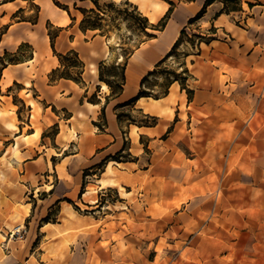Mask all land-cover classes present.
Wrapping results in <instances>:
<instances>
[{
  "label": "rangeland",
  "instance_id": "rangeland-1",
  "mask_svg": "<svg viewBox=\"0 0 264 264\" xmlns=\"http://www.w3.org/2000/svg\"><path fill=\"white\" fill-rule=\"evenodd\" d=\"M217 2L222 8L225 5L220 0ZM98 4L106 12L103 16V11H97L105 19L102 22L106 32L104 40L110 53L103 72L107 73L111 65H118L112 72L120 75V57L147 37L137 30L134 18V6H137L131 0H98ZM108 4L114 8H107ZM23 5L25 13L19 18L34 19L36 8L29 2ZM91 7L95 9L93 4ZM226 7L232 9L234 5L229 2ZM68 8L79 26L83 16L77 9H81V4ZM125 9L129 13L127 19L124 14H117ZM236 25L244 28L242 18H238ZM56 28L52 25L47 31L54 32ZM214 34L213 27L201 29L198 21L189 25L176 53L161 65L162 73L148 79L147 85L153 88L150 92L160 93L159 86L166 77L164 68L181 73L180 64L185 56L196 54L200 41L216 39ZM243 35L237 40L249 43L247 34L243 32ZM217 37L221 42L233 40L223 33ZM232 45L239 59L238 67L216 61L211 81L204 84L206 90L212 88L213 92L202 93L200 98L198 94L193 104L182 107V115L174 117L175 122L182 120L174 134L171 128L161 130L151 147L140 137L137 142L142 144V151L137 175L129 172L119 181L112 179L111 187L99 188L94 183L103 170V163L95 166L92 173L83 170L81 180L77 181L79 166L71 157L63 160L69 150L63 152L54 143L59 129L55 125L47 127L42 137L57 156L48 164V178L43 176L40 183L54 192L58 200L46 215L36 218L31 225H27L30 218L23 221L18 218L17 209H23L26 204L35 205L38 200L47 204L48 193H36V186L30 182L6 180L5 172L13 171L17 177L21 169L16 165L9 168L1 153L2 147H7L17 161L21 156L16 145L0 144L1 249L8 250V233L23 225L24 237L18 240L35 252L33 264H264V66L257 64L259 61L252 65L245 62L247 52L237 43ZM29 51V47L22 45L15 53H3L2 58L7 63L23 61ZM259 52V58L264 56V52ZM19 88L13 85L3 92V95L9 93L13 106L0 105V131L2 127L7 128V123L13 124L15 129L8 128L12 137L19 133L20 126L25 128L23 134H27L28 126L38 129L41 108L46 106L43 102L35 104L30 113L20 98L25 92H19ZM48 111L67 116L54 107ZM118 113L123 138L128 119L137 125L150 121L145 113L131 107ZM32 139L26 140L31 157ZM128 155L126 149L121 154L122 161L132 160ZM10 199L16 201L12 210L6 207ZM59 202L71 206L74 217L69 219L77 227L67 228L57 243L54 239L42 238L39 230L43 222L55 223L61 218ZM19 262L25 263L23 258Z\"/></svg>",
  "mask_w": 264,
  "mask_h": 264
},
{
  "label": "crops",
  "instance_id": "crops-1",
  "mask_svg": "<svg viewBox=\"0 0 264 264\" xmlns=\"http://www.w3.org/2000/svg\"><path fill=\"white\" fill-rule=\"evenodd\" d=\"M131 1L144 16L147 13L155 14L154 21L148 20L151 24H156L164 16L171 6L170 3L172 4V13L162 31L141 43L133 51L125 67V85L122 92L106 101L110 90L104 82H100L98 79L99 62L106 61L110 56L104 37L95 31L82 32L79 29L78 20H71L68 13L55 6L52 0H15L8 3H1L0 0V29H3V33L0 34V59L5 52L15 53L21 44H27L30 48L29 55L23 61L12 64L4 60V65L0 62V99L3 100H0V105L6 108H9L10 105L13 106L9 101L11 99L8 96L9 93L3 95L4 90L10 89L13 85L20 87L19 92H25L23 96L19 95L30 113L33 111V106L29 104L30 100L38 105H41V102L46 104L41 108L42 120L39 121L38 129L31 125L28 126L27 134H23L25 128L20 126L19 133H14L13 137L10 136L8 127H2L0 131L3 133L0 136V144L6 142L16 145L21 156V160L17 161L15 157H11L7 147H2L1 153L5 158V163L10 164L9 168L13 169L16 165L17 169H21V172L17 173V177L13 171L5 172V176H8L5 177L6 180L17 179V181L30 182L32 186H36V193H48L47 204L38 200L35 205L26 204L23 209H17L20 214L19 219L23 221L30 218L27 225H31L36 218L46 215L52 204L58 200V196L54 192L51 193L50 189H45L40 183L43 176L48 178L46 175L48 164L51 159L57 156L51 152V149H48V144L44 141L45 137H42V132L47 127L57 125L59 131L54 143L63 152L69 150V155L63 156V160L71 157L79 166L75 176L77 181L81 180L83 170L92 173L95 166L103 163V170L97 182L94 183H97L99 188L111 187L113 185L101 187L100 181L108 179L119 181L125 178L129 172L131 175H137L136 167L141 160L142 151V144L137 142L140 137H144L148 147H151L154 146L155 138L161 130L171 128V134H174L178 124L182 123V120L175 122L174 117L176 114L177 116L182 115V107L187 108L193 104L198 94H200V98L202 93L211 94L213 92L212 88L206 90L204 84L208 80L211 81L216 70L213 65L216 61L227 64L229 67H238L239 59L232 43H237L247 52L248 56L245 62L252 65L259 61L257 64L260 63L259 65L264 66V56L259 58V51L264 52V0H242L241 11L234 12V14L233 12L220 13L222 4L215 1L207 6L204 14L197 21L201 29L213 27L216 39L211 38L210 42L204 46L202 43L199 54H190L184 59L185 66L191 75L185 85L193 90L192 98L190 100L187 98L185 90L178 82L171 84L165 97L157 100L139 98L131 108L155 117L157 122L153 126H138L127 120V125L124 127L126 134L123 138L121 122L117 118V113L128 107L123 104L136 96L141 79L168 54L179 38L181 30L187 26L189 19L196 16L205 2V0ZM25 2H29L39 9L35 24L19 21V14L16 16L19 9H23V14L25 13L26 7L23 5ZM59 2L75 7L81 4L83 9L92 8L90 0H59ZM154 4H158L160 10L155 11ZM245 5H247V9ZM238 18H242L244 21V28L236 25ZM47 23L61 28L54 41L55 52L65 54L74 50L84 63L82 83L77 84L63 78L50 82L49 75L60 67V62L51 48L46 28ZM243 32L247 34L245 38L249 43L237 40L244 36ZM220 33L232 38L231 43L221 42L217 37ZM225 48L227 49L225 50ZM195 83L197 86L194 85ZM102 84L106 85V89L102 88ZM95 92L97 100L89 102L88 98ZM52 107L66 113L67 116L62 117L51 113L48 109L51 110ZM44 118H47L48 122L44 121ZM29 138H33V157H31L26 144V140ZM124 140L128 142L129 146L126 144L125 150H122ZM126 149L132 160L110 161L112 156L120 151L125 153ZM65 173L68 175V171ZM62 174L64 175L63 172ZM61 179L64 180L65 177H61ZM15 204L16 201L10 199L6 207L12 210ZM57 205L60 206L59 217L61 218L55 223L43 222L39 235L48 240L54 239L59 243V236L67 228L77 227V224L69 219L74 217L71 206H64L62 202ZM7 248L8 250L4 251L0 247V264H21L19 262L21 258L24 259V264H33L32 258L35 252L31 251L25 243L22 244L20 240L12 239L7 242Z\"/></svg>",
  "mask_w": 264,
  "mask_h": 264
},
{
  "label": "trees",
  "instance_id": "trees-1",
  "mask_svg": "<svg viewBox=\"0 0 264 264\" xmlns=\"http://www.w3.org/2000/svg\"><path fill=\"white\" fill-rule=\"evenodd\" d=\"M13 1H15V0H1V3H8V2H13ZM52 1H53L55 6H57L58 8H60L62 10H65L68 13V15L70 16L71 20H74V18L71 17V15H70L69 8L67 5H62L57 0H52ZM90 1L92 2L95 9H89V10H86L83 8L77 9L83 16V18L81 19L80 24H79V29L82 32H86L88 30L99 31L98 35L105 37L106 32H103L105 25L102 22L105 20L103 16L106 14V12H105V10H101V8L98 4V0H90ZM215 1H219V0H205L204 5L201 8V10L196 14V16L189 19L187 26L181 30L179 38L173 44V46L170 49V51L168 52V54L160 62H158L155 65V67L151 71H149L141 79L139 91L137 92L136 96H134L133 98L128 100L126 103H124L123 106L131 107L134 105V103L139 98H152V99L157 100V99H160L162 97H165L169 92V88H170L171 84L174 82H178L181 85V88L187 92L188 99L189 100L191 99V96L193 95V91L187 90L186 85H185L186 80L188 78H190L191 75L189 73L188 68L185 66L184 61L180 64V66L182 67L181 73H175L174 71H168L167 68H164L162 70L165 73L166 77L164 79V84H160V86H159L161 88V91L159 94L153 95L152 92H150L153 88H150V86L147 85V82L151 76H155L158 73H162L160 71L161 65L164 64L171 56H173L176 53V49L183 42V38L186 35V29L192 23L197 22V20L200 19L201 16L204 14L207 6L214 3ZM220 1H222L223 4H225L223 6V8L220 10V13L229 14L231 12L241 11V0H220ZM229 2L232 3L235 8L232 7V9H229L228 7H226V4ZM125 4H127V2ZM34 7L37 10V13H36V16L34 19H28V18L20 19L19 18V21H27V22H30L31 24H35L37 22L39 9L36 6H34ZM106 7L113 9L114 5L108 4ZM134 9H135V13H136L134 18L137 21V30L141 34L145 35L147 38L145 40H142L141 42H139V44L133 50H131L129 53H123V56L121 59L122 63L120 65L122 71H121L120 75H116L114 72H112L114 69L117 68L118 65H111L108 69H106L108 72L104 73L103 70L106 68L105 67V61L99 62V64H98V79L100 82H104L110 90V94L108 97H106V101H108L109 98H114V97L118 96L122 92L123 86L125 85V67H126V64H127L129 57L131 56L133 51L137 47H139V45L141 43L155 37L156 36L155 33L162 31L165 28L166 23L169 20L170 15L172 13V4L169 7V9L166 11L164 16L158 21L157 24L149 23L147 17L143 16L139 11H137V7L134 6ZM98 10L103 11V12H101L103 14V16L97 12ZM22 13H23V9H19L16 12V16H18V14L20 16ZM119 13L124 14V17H125L124 19H127V17H129V13L126 9L123 11H118L117 14H119ZM50 27H52V25L47 23V29H50ZM147 30L154 31L155 33L154 34L148 33ZM60 31H61V28H56L54 32H51L50 30H48V36H49L51 48H52L54 54L57 56V58L60 62V67L57 68L56 70H53L50 73L49 80H50V82H53L57 79L63 78V79L72 80L75 83L80 84L83 82L82 81V74L84 72V63L79 59L77 53L74 50H70L69 52H67L65 54H57L54 50V41L57 38V36L59 35ZM213 31H214V29H213ZM2 33H3V29L0 30V34H2ZM212 33H214V32H212ZM210 40L211 39H208L205 41H200L199 45L203 42L208 44L210 42ZM22 45L29 47V45H27V44H21L19 46V48ZM199 53H200V46H199L196 54H199ZM5 54H7V52H5ZM3 61H4V58H1L0 62L2 65H4ZM18 62H20V61L9 60V63H12V64L18 63ZM156 84L157 83H155L154 85H156ZM96 96H97L96 92L93 93L88 98V101L89 102H95L97 100ZM103 118H104V115H103ZM117 118L121 122V119H120L121 115L119 113H117ZM145 118L149 119L150 121L140 122V124H138V126H153L157 122V119L155 117L145 115ZM128 120L131 123H135V121H132L131 119H128ZM55 127H57V125H55ZM125 147H126V141L124 140V145H123L122 150H125ZM121 154H123L122 151L117 153L115 156H112L111 160L121 161L122 160Z\"/></svg>",
  "mask_w": 264,
  "mask_h": 264
},
{
  "label": "bare ground",
  "instance_id": "bare-ground-1",
  "mask_svg": "<svg viewBox=\"0 0 264 264\" xmlns=\"http://www.w3.org/2000/svg\"><path fill=\"white\" fill-rule=\"evenodd\" d=\"M153 9H154L155 11H158V10H160V6H159L158 4H154V5H153ZM51 15H52V14H51ZM146 16L148 17V20H149V21H154V20H155V14H154V13H147ZM62 21H63V20H62ZM62 21H61V22H62ZM65 21H67V20H65ZM121 59H122V58L120 57L119 60H121ZM102 88H103V89H106V85H105V84H102ZM29 104L32 105V106L35 105V103H34L32 100L29 101ZM7 127L10 128V129H15V128H16L15 125H13V124H7ZM13 150L15 151V148H14ZM108 171L110 172V168L108 169ZM100 183H101V187L106 186V185H114V181L111 180V179H108V180H101ZM93 203H94V201H93Z\"/></svg>",
  "mask_w": 264,
  "mask_h": 264
},
{
  "label": "built area",
  "instance_id": "built-area-1",
  "mask_svg": "<svg viewBox=\"0 0 264 264\" xmlns=\"http://www.w3.org/2000/svg\"><path fill=\"white\" fill-rule=\"evenodd\" d=\"M25 233V228L23 225H17L8 233L9 240L12 239H23Z\"/></svg>",
  "mask_w": 264,
  "mask_h": 264
}]
</instances>
